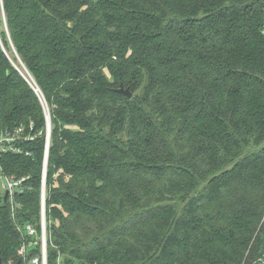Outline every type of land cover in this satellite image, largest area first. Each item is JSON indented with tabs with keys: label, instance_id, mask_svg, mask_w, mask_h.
Listing matches in <instances>:
<instances>
[{
	"label": "trees",
	"instance_id": "trees-1",
	"mask_svg": "<svg viewBox=\"0 0 264 264\" xmlns=\"http://www.w3.org/2000/svg\"><path fill=\"white\" fill-rule=\"evenodd\" d=\"M46 108L48 264H264V0H0L4 264L42 255Z\"/></svg>",
	"mask_w": 264,
	"mask_h": 264
},
{
	"label": "built area",
	"instance_id": "built-area-1",
	"mask_svg": "<svg viewBox=\"0 0 264 264\" xmlns=\"http://www.w3.org/2000/svg\"><path fill=\"white\" fill-rule=\"evenodd\" d=\"M22 131V128L17 129L15 132L20 133ZM15 136L13 134L8 135H2L0 136V153L7 151L9 149L15 150L14 146L11 144V142L14 140ZM47 147V145H46ZM45 163H46V154H45ZM1 175L5 176L1 173ZM6 182L2 184V188L4 191L9 190V193L12 194L15 192L16 189H21V184L24 178L15 179L13 177H7ZM43 193H42V205H43ZM26 231L29 235L33 236L37 234L36 228L32 224L26 225ZM42 255L41 256H34L30 259L28 264H48V258H47V232H46V224L44 228V224L42 222ZM24 247V251H25ZM264 263V261H262Z\"/></svg>",
	"mask_w": 264,
	"mask_h": 264
},
{
	"label": "water",
	"instance_id": "water-1",
	"mask_svg": "<svg viewBox=\"0 0 264 264\" xmlns=\"http://www.w3.org/2000/svg\"><path fill=\"white\" fill-rule=\"evenodd\" d=\"M118 92L123 93L124 95H126L127 97L131 98L133 96L132 91H130L129 88H125L124 86H121L120 88L117 89ZM47 124H48V128H47V152H46V163H45V168H44V182H43V224H44V228H45V224H46V218H45V193H46V166H47V160H48V150H49V145H50V135H51V120H50V115L47 116ZM9 195V190L5 191V195H4V199L6 200V198ZM0 264H4L2 259H0ZM15 264H21V261H18Z\"/></svg>",
	"mask_w": 264,
	"mask_h": 264
},
{
	"label": "rangeland",
	"instance_id": "rangeland-1",
	"mask_svg": "<svg viewBox=\"0 0 264 264\" xmlns=\"http://www.w3.org/2000/svg\"><path fill=\"white\" fill-rule=\"evenodd\" d=\"M24 66H22V68H23ZM35 89L38 91L39 90V88L38 87H35ZM42 101L44 102V100L42 99ZM45 103V102H44ZM46 115L48 116V115H50L49 114V112H48V110H47V108H46ZM48 141V140H47ZM46 145H47V143H46ZM46 152H47V147H46ZM48 152H49V150H48ZM45 168V167H44ZM44 178V177H43ZM6 182V178H5V176H3V175H1V172H0V197L3 195V193L5 192L4 190H3V188H2V184L3 183H5ZM43 182H44V180H43ZM42 193H43V191H42ZM45 197H46V193H45ZM43 214V213H42Z\"/></svg>",
	"mask_w": 264,
	"mask_h": 264
}]
</instances>
